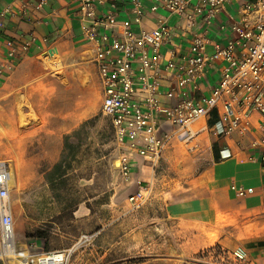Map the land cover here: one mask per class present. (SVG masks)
Segmentation results:
<instances>
[{
	"label": "crops",
	"instance_id": "1",
	"mask_svg": "<svg viewBox=\"0 0 264 264\" xmlns=\"http://www.w3.org/2000/svg\"><path fill=\"white\" fill-rule=\"evenodd\" d=\"M142 1L147 9L152 5L149 0ZM21 5L22 0H0V22L4 24L0 27V69L3 70L0 75V162L9 163L12 170H22L23 173H17L21 178L16 189L23 190L26 184H46L47 172L41 170L51 171L62 163L67 153L72 160L73 148L79 143L83 127L101 113L103 87L95 63L96 48L83 33L78 1L47 0L41 11L30 10L24 19L18 15L2 16L7 8L17 12ZM237 7V3L228 6L214 21L208 33L213 44L225 46L232 38L228 15ZM115 11L119 24L131 21L137 34L155 29L158 21L166 18L173 32L172 40L180 51L189 49L193 33L200 32L204 26L199 19L196 28L189 30L186 20L164 11H147L141 22L135 23L130 5L123 3L118 4ZM120 32L119 28L115 33L119 35ZM8 41L17 46L15 64L10 71L4 69L11 60L6 46ZM24 44H28L27 49H23ZM167 49L164 47L162 51ZM220 75L219 66L207 70V80L196 96L209 94ZM167 84L164 82V89ZM58 91L66 108L64 113L36 111L38 105L46 107L55 103ZM22 106L26 122L21 119L19 108ZM220 114L221 110L215 109L193 126L198 134L194 142L187 144L192 156L181 162L177 160L174 166L171 160L178 158L175 153L168 149L164 153L172 165L169 167L176 170L177 178L166 183H163L165 178L163 182H156L155 201H165L166 220L176 223V244L167 247L171 250L168 256L173 258L170 261L176 264L215 247L241 264H264V164L262 151L252 148L253 141L261 134L260 117L253 114L249 135L233 132L225 136L218 130ZM36 121L50 122L55 129ZM46 146H50V150ZM226 153L231 157L223 158ZM133 160L132 180L145 185L150 183L160 166L154 169L150 160L141 157ZM24 177H28L27 182L22 180ZM233 186L251 192L240 197ZM174 192L175 199L166 202ZM19 194L27 199L44 197L41 192L19 191ZM23 197L20 199H25ZM90 214L84 205L74 216L80 218ZM94 223L103 227V217L97 215ZM56 226V233L52 235H67ZM97 229L103 233L104 228ZM31 231L24 227L20 235H16L21 249L32 253L67 249L52 245L49 242L52 235L47 241L44 234L40 238H30ZM100 237L89 245L93 246L90 253L84 251L78 255L75 264H102L105 256L99 255ZM29 240L32 242H27Z\"/></svg>",
	"mask_w": 264,
	"mask_h": 264
},
{
	"label": "built area",
	"instance_id": "2",
	"mask_svg": "<svg viewBox=\"0 0 264 264\" xmlns=\"http://www.w3.org/2000/svg\"><path fill=\"white\" fill-rule=\"evenodd\" d=\"M83 22V33L96 48L95 63L103 87L101 114L109 118L115 142L121 150L116 167L126 181L132 179L135 157L151 161L156 169L173 141L194 142L198 132L193 126L215 110H221L219 133L225 136L237 132L247 136L252 130L253 114L260 117V136L252 148L261 150L264 164V0H149L147 9L142 0H77ZM128 4L135 23L145 13L164 11L186 20L194 30L200 19L202 30L193 33L187 51H180L173 42L172 29L166 18L158 21L151 31L137 34L132 22L117 21L118 4ZM238 7L228 15L232 38L225 46L213 44L208 36L228 6ZM47 0H22L17 12L7 8L2 16L24 19L30 10L41 11ZM102 10V11H101ZM104 10V11H103ZM4 24L0 22L2 28ZM120 28V34L115 32ZM223 29V28H222ZM12 70L17 46L8 41ZM168 47L166 52L163 48ZM28 44L23 45L27 49ZM52 53V52H51ZM214 66L221 68L217 85L209 94L197 97L206 72ZM3 70L0 69V75ZM164 82L168 83L164 89ZM231 157L226 153L223 158ZM264 171V167H263ZM12 169L0 162V262L3 264H71L80 247L89 246L102 232L83 234L71 248L37 253L21 249L15 235L11 204ZM139 191L128 197L132 210L149 202L152 184L137 183ZM232 189L240 197L249 191ZM241 258V257H240Z\"/></svg>",
	"mask_w": 264,
	"mask_h": 264
},
{
	"label": "rangeland",
	"instance_id": "3",
	"mask_svg": "<svg viewBox=\"0 0 264 264\" xmlns=\"http://www.w3.org/2000/svg\"><path fill=\"white\" fill-rule=\"evenodd\" d=\"M63 103V100L59 99L58 91L55 103L46 107L38 105L36 111L42 113L49 111L58 115L66 110ZM19 109L22 122H26L23 106ZM28 109L33 111L32 108ZM37 123L42 126L45 123L52 124L45 121ZM49 127L55 129L54 125ZM46 149L50 150V146H46ZM169 150L178 157L171 160L174 166L177 160L181 162L193 155L187 144L178 141H173L167 151ZM72 153L71 161L68 157L70 153H67L62 158V163L51 171L47 168L42 169L41 171L47 172L45 178L47 183L39 186L26 184L25 189H16L21 177L17 176L18 169L12 170L10 195L15 235H20L26 227L32 230L28 237H37V232H42L47 241L49 235L56 233L57 224L67 235H52L49 242L55 246L71 248L83 234H92L98 231L97 228H104L98 242L99 255L105 256L102 264H176L170 261L173 258L168 256L171 250L167 248L168 244L172 246L176 244V223L167 222L165 201H155L156 182L165 178L162 182L166 183L177 178L176 170L170 168L172 165L165 159L166 154L160 160V168L156 170L152 177L153 181L150 182L153 186L151 199L140 209L132 210L128 196L138 192L139 187L132 179L126 181L115 165L121 150L115 142L109 118L99 113L83 127L82 136ZM19 172L23 173L22 170ZM27 179L28 177L22 178L25 182ZM19 191L41 192L44 197L32 199L30 196L27 199L20 196ZM175 195V192L174 195L170 194L166 202L174 200ZM20 197L25 199L21 200ZM84 205H87L91 214L88 217H75L74 213ZM97 215L103 217V227L94 223ZM41 220L44 223H39ZM27 242L30 243L32 240ZM92 247H80L74 254L71 264H75L80 253L84 251L90 253ZM181 264L241 263L215 247L186 258Z\"/></svg>",
	"mask_w": 264,
	"mask_h": 264
},
{
	"label": "trees",
	"instance_id": "4",
	"mask_svg": "<svg viewBox=\"0 0 264 264\" xmlns=\"http://www.w3.org/2000/svg\"><path fill=\"white\" fill-rule=\"evenodd\" d=\"M112 127V126H111ZM37 237H43L42 232H37Z\"/></svg>",
	"mask_w": 264,
	"mask_h": 264
}]
</instances>
